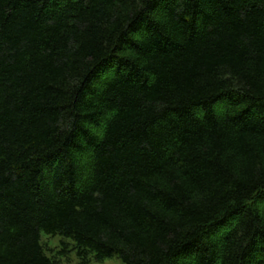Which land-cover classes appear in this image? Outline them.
I'll return each instance as SVG.
<instances>
[{
  "label": "trees",
  "instance_id": "16d2710c",
  "mask_svg": "<svg viewBox=\"0 0 264 264\" xmlns=\"http://www.w3.org/2000/svg\"><path fill=\"white\" fill-rule=\"evenodd\" d=\"M71 251L264 264V0H0V264Z\"/></svg>",
  "mask_w": 264,
  "mask_h": 264
},
{
  "label": "rangeland",
  "instance_id": "374dc122",
  "mask_svg": "<svg viewBox=\"0 0 264 264\" xmlns=\"http://www.w3.org/2000/svg\"><path fill=\"white\" fill-rule=\"evenodd\" d=\"M63 240L62 237L58 235H43L42 243L45 246L46 254L49 256L57 254L60 250V242ZM59 264H79L78 257L75 251L69 252L66 256L59 259ZM88 264H124L122 260L117 257L107 258L101 262L91 260Z\"/></svg>",
  "mask_w": 264,
  "mask_h": 264
}]
</instances>
